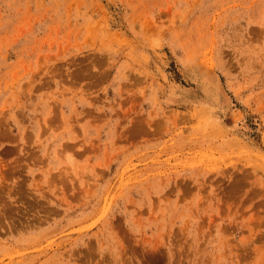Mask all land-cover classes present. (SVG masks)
Wrapping results in <instances>:
<instances>
[{
	"label": "rangeland",
	"instance_id": "rangeland-1",
	"mask_svg": "<svg viewBox=\"0 0 264 264\" xmlns=\"http://www.w3.org/2000/svg\"><path fill=\"white\" fill-rule=\"evenodd\" d=\"M0 264H264V0H0Z\"/></svg>",
	"mask_w": 264,
	"mask_h": 264
}]
</instances>
